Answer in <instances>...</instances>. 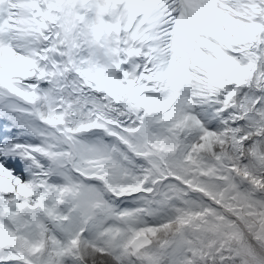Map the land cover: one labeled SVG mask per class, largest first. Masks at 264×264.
Wrapping results in <instances>:
<instances>
[{
  "label": "snow or ice",
  "instance_id": "6c2138e0",
  "mask_svg": "<svg viewBox=\"0 0 264 264\" xmlns=\"http://www.w3.org/2000/svg\"><path fill=\"white\" fill-rule=\"evenodd\" d=\"M0 264H264V0H0Z\"/></svg>",
  "mask_w": 264,
  "mask_h": 264
}]
</instances>
